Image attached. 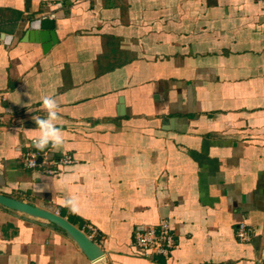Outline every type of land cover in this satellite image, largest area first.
Returning <instances> with one entry per match:
<instances>
[{
  "label": "crops",
  "instance_id": "crops-1",
  "mask_svg": "<svg viewBox=\"0 0 264 264\" xmlns=\"http://www.w3.org/2000/svg\"><path fill=\"white\" fill-rule=\"evenodd\" d=\"M0 33V194L94 226L105 254L0 205V264H264V0H0ZM45 95L65 141L44 151L77 161L57 176L22 165ZM162 219L176 249L141 256Z\"/></svg>",
  "mask_w": 264,
  "mask_h": 264
},
{
  "label": "built area",
  "instance_id": "built-area-1",
  "mask_svg": "<svg viewBox=\"0 0 264 264\" xmlns=\"http://www.w3.org/2000/svg\"><path fill=\"white\" fill-rule=\"evenodd\" d=\"M54 18V15H51ZM6 116L0 114V125L5 121ZM77 161L71 155H63L56 159L49 158L48 151H38L31 149L22 157L24 168L32 171H38L47 176H57L63 167L76 164ZM91 240L99 236L97 229L89 225L87 227ZM237 237L241 240H247V230L244 224H241L237 230ZM134 246L143 257H163L168 259L176 249L177 241L172 231L170 221L162 219L157 226H148L138 229L134 236Z\"/></svg>",
  "mask_w": 264,
  "mask_h": 264
},
{
  "label": "water",
  "instance_id": "water-1",
  "mask_svg": "<svg viewBox=\"0 0 264 264\" xmlns=\"http://www.w3.org/2000/svg\"><path fill=\"white\" fill-rule=\"evenodd\" d=\"M40 21H42V24L39 31L32 30V23L30 25V31L33 33H37L39 36L38 40L42 43L47 42L45 40V37L51 35V45L56 44L57 39L55 38L54 34H52V31L55 28V21L49 19H40ZM0 205L9 210L15 211L27 218H30L31 220H39L42 222L53 224L56 228H59L60 230L65 232L68 238H70L79 247V249L91 262L100 263L105 259L104 251L94 241H92L83 232L69 223L66 219L55 214L54 212L23 203L1 194Z\"/></svg>",
  "mask_w": 264,
  "mask_h": 264
},
{
  "label": "clouds",
  "instance_id": "clouds-1",
  "mask_svg": "<svg viewBox=\"0 0 264 264\" xmlns=\"http://www.w3.org/2000/svg\"><path fill=\"white\" fill-rule=\"evenodd\" d=\"M42 21L36 20L32 22L31 28L33 31H39ZM13 37L0 33V43L7 46L11 43ZM42 106L46 111V117L33 116L32 119L36 125V136L33 138V146L43 152L46 148L52 147L59 149L65 141V133L61 127L57 126V121L60 120L59 105L56 99L51 95L42 97ZM37 191L48 190L46 185H35ZM64 207H67L70 212L78 213V201L76 197H70L64 201Z\"/></svg>",
  "mask_w": 264,
  "mask_h": 264
}]
</instances>
